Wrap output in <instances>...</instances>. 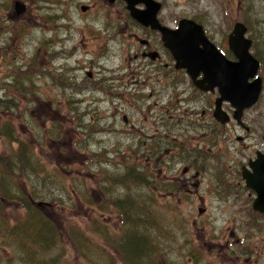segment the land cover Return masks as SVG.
<instances>
[{"label":"rangeland","instance_id":"rangeland-1","mask_svg":"<svg viewBox=\"0 0 264 264\" xmlns=\"http://www.w3.org/2000/svg\"><path fill=\"white\" fill-rule=\"evenodd\" d=\"M12 1L0 0V22L6 25L2 34L13 37L10 51L0 55V84L20 82L32 93L18 92L13 82L10 93L0 89L1 98L9 101L0 103V127L4 128L0 130V159L13 154L20 142L32 144L46 165L45 173L56 172L61 177L58 183L46 180L53 183L51 191L59 198L56 203L51 202L52 196L46 198L47 204L36 215L51 222L57 232L62 229L63 248L57 244L53 249L58 253L52 255V264H123L113 251V238L123 236L129 225L120 223L113 201L126 196H131L133 203H144L149 218L156 219L157 225L147 221L146 231L160 250L157 264H264V230L251 228L258 213L252 209L250 196L243 192L223 202L226 196L218 195L221 184L235 179L227 161L219 169L221 152L237 147L235 135L243 132L235 127L229 140L222 138V128L211 120L216 93L197 95L186 73L163 68L165 75L161 72L150 78L147 74L148 79L131 83L136 64L132 56L121 52L119 24L95 20L96 9L84 13L80 5L91 4V0H35L42 8L31 9V15L21 16L22 20L9 17ZM163 1L165 8L160 12L170 24L198 15L208 27L220 30L221 37L228 32V21L240 18L242 10L256 37L255 49L264 59V0ZM111 19L117 21L119 16ZM13 28L16 33L11 32ZM105 28L108 31L104 32ZM127 41L129 46L137 44L131 37ZM102 47L108 52L104 50L98 57L96 50ZM258 74L264 80V69ZM173 78L177 83H172ZM137 92L142 95L138 104L144 108L134 111L126 126L122 119L128 118L122 107L124 96L138 97ZM134 102L132 99L131 104ZM191 102H195L194 107L189 106ZM158 109L160 151L165 157L155 166L154 160H141L150 168L145 173L152 172L147 185L153 194H149V188L135 185L136 179L129 183L121 176L127 166H136L126 154V147L134 141L128 135H135L138 125L145 137L157 133L152 114ZM204 110L206 121L200 119ZM244 111L243 119L250 121L259 147H264V90L258 102ZM171 135L172 161L167 157ZM190 163V173L180 176ZM179 179L183 184V180L189 182L187 187L175 183ZM8 181L5 188L12 193L16 191L14 183L25 190L23 181L16 182L13 176ZM160 182L165 184L156 186ZM1 190L0 186V264H34L19 258L14 238L7 235V228L22 216L20 201L4 199ZM235 198L237 202H233ZM259 221L264 224V217ZM92 225L94 229L88 233ZM69 230L79 232L89 242L90 263L81 254L67 257L74 249L66 236ZM228 243H232L230 250H226ZM64 248L66 255L62 254Z\"/></svg>","mask_w":264,"mask_h":264},{"label":"flooded vegetation","instance_id":"flooded-vegetation-1","mask_svg":"<svg viewBox=\"0 0 264 264\" xmlns=\"http://www.w3.org/2000/svg\"><path fill=\"white\" fill-rule=\"evenodd\" d=\"M17 2H20L23 6V12L20 14H17L14 9V5ZM25 1V2H24ZM30 1L31 3L27 4L26 2ZM91 4H81L79 8L85 7L84 13L89 12L90 10L96 9L97 14L95 15V20L100 19L102 21L108 22L110 25L117 23L119 24L118 27H120V30H117V33H121L120 38H117L121 44V52H124L127 54L129 57L132 56L133 59L135 60L136 66L133 67L134 71L131 72V83H136L139 82L140 79H143L144 77H147V74L151 77L153 75L158 76L161 72L163 75H165L164 71H161L162 68L164 70H167L168 72H182L186 73L185 69L181 68H176L175 67V62H174V56L170 52L168 48L165 47L164 42L162 41L161 37L162 34L158 29L152 28L150 25H145L144 23L138 21L136 18L131 13V9L134 11L142 12V14L146 13L149 11L152 7L151 4H146L144 0H91ZM191 2L195 0H189ZM227 0H225L226 2ZM35 0H13L12 1V6H11V11L9 12V17H13L16 20H19L22 18L21 16H26L28 13L31 15V9L33 8H42V6H39L38 4L34 3ZM130 2H134V4L131 5L130 7ZM153 2H157L158 5V12L156 13V19L158 23L161 26L166 27L169 30H177L179 27V21L175 24L172 25L170 24V21H166L168 19L164 18L161 15L160 10H163V7L165 8V5H163L164 1L163 0H151L150 3L153 4ZM227 4V3H226ZM225 8V7H223ZM144 12V13H143ZM241 16L240 18H235V20H229V28L228 32L224 34L221 37V31L220 30H215L211 29L208 27L207 23L204 22L203 20L199 19L198 15H191L187 19L193 20L195 23L199 24L203 30V33L208 40L209 43L214 45V49L218 51L224 58L231 60V61H236L237 57L234 54V52L230 49L229 47V37L232 35L233 27L236 23H241L245 27V39L248 41V47L247 50L248 52L256 59L260 61V66L259 69H264V59L262 58V55L255 49L256 47V37L254 36L251 27L249 26L248 20L246 17H242V10H240ZM119 16V20L117 21H112L111 16L114 15ZM8 17L5 19L7 20ZM110 19V20H107ZM170 19V18H169ZM22 20V19H20ZM94 20V17H93ZM109 25V26H110ZM6 29V25H3L2 22H0V55L6 53L7 51H10L11 46L10 43L13 40V37H4L2 32ZM108 31L107 28L104 29V32ZM12 33H16L15 28L12 29ZM248 33V34H247ZM126 36V37H123ZM107 36H105L106 38ZM131 37L133 41H135L137 44L136 46H129V43L127 39ZM202 47V45H199ZM76 47H73L75 49ZM108 52V49L106 47H102L101 49H97V53L100 54L98 57H101V54L104 53L103 51ZM105 52V53H106ZM154 54V55H153ZM154 56V57H152ZM128 67V66H127ZM126 67V68H127ZM89 75V76H88ZM88 77H91V72L87 73ZM187 76V74H186ZM149 77H147L148 79ZM188 78V76H187ZM198 78H202V72L200 73ZM95 79V78H94ZM262 79V78H261ZM108 81H110V78H107ZM189 80V79H188ZM152 83L154 82L151 80ZM13 81H7L4 85L0 84V89H4L6 92L12 91L11 87L14 89V84L12 83ZM172 83H177L176 80L173 78ZM192 87L195 91V94L204 96L208 93H216L217 89L215 88L214 92H204L201 91L200 89L196 88L193 83L191 82ZM111 87V86H110ZM264 90V81L262 79V90ZM139 92H137L138 94ZM193 97V96H190ZM4 98H9L7 96H4ZM216 98V97H215ZM134 100L135 102L131 104V100ZM142 99V95L138 94V97H132L129 94L125 93L124 96V103L122 104V107L124 109V106L126 109V114L128 115V118L126 116H123V122L126 124H130V118L131 116H134V111H140L144 107L142 106V103H139V100ZM11 101V99H10ZM1 102H9L5 101L1 98L0 96V103ZM195 102H191L189 104L190 107H194ZM132 106H136L138 109H135ZM221 107L224 112H226L229 115V120L226 123H217V126L221 127L223 130L222 133V138L225 140H229L230 137L233 135L235 132V127H238L242 129L243 134L241 135H235V141L238 143V146L233 148V150H228V148H225V151L221 152L222 153V164L219 169L223 167L224 161L228 162V168L235 173V179H232V181L229 184H225L221 186L227 187L225 190L224 187L219 186L218 190V195L222 194L225 195V201L226 202L231 196L232 197H240L243 192H247L248 195L251 198L252 203L258 199V192L251 188L250 186H247L245 176L249 177L250 180H252V184H258L260 182H263L264 180V168L260 172H255L251 164H253L258 157H264V147H259L257 141H256V131H253L251 129V123L250 121L248 122L247 120L243 119V114L245 111L242 113V121L243 124L236 122L235 119L232 118V115L234 113V108L228 101H221ZM152 116L153 121L156 118L157 124H156V131L157 133H153L152 136L145 137L143 128H141L140 125L137 126L138 131L136 132L135 135H128L132 136L133 138V146L128 145L127 150V157L130 161L135 163H141L144 165V170L145 169H150L149 167L146 168L145 163H143L141 160H154L152 162V166L155 165H160L161 163V158L165 157L163 152L160 151V133H159V125H160V110H156L153 112ZM207 114L206 110L202 111L200 114V119L202 121H206L207 119ZM128 119V120H127ZM235 122V123H231ZM135 125V123H132ZM125 127V125H124ZM152 127L154 128L155 125L153 123ZM264 134L261 136V141L263 140L264 142ZM172 138L174 137L169 136V141H168V158L169 160L172 161ZM145 145V146H142ZM132 146V147H131ZM144 147V148H143ZM167 147V149H168ZM167 153V151H165ZM198 158V157H197ZM196 158V159H197ZM221 159V158H220ZM133 163L134 165L137 166V168H140L139 165ZM132 164V165H133ZM136 166H130L136 169ZM129 167V166H127ZM193 167V163H190L189 166L183 168L181 170V175L180 176H185L187 173H190L191 169ZM142 170V169H141ZM148 171V170H145ZM233 174V173H232ZM255 176H258L254 178ZM227 178V177H226ZM184 184L181 179L175 180V183L179 182L180 185H183V187H187L189 182L186 180H183ZM170 184L172 188V178L170 179ZM234 188V189H233ZM190 190H186V192H189ZM233 202H237V198L233 200ZM226 211V210H225ZM258 213V216L255 217L256 220L252 222V229L255 232H262L264 230V224H261L259 219L264 217V212L254 210ZM263 215V216H262ZM261 250H264L262 248Z\"/></svg>","mask_w":264,"mask_h":264},{"label":"trees","instance_id":"trees-1","mask_svg":"<svg viewBox=\"0 0 264 264\" xmlns=\"http://www.w3.org/2000/svg\"><path fill=\"white\" fill-rule=\"evenodd\" d=\"M15 84L18 92L31 95L32 91L29 90V87L21 86L20 82ZM19 87H23L21 91ZM0 130H4V128L0 127ZM210 131L215 132L213 128H210ZM33 148L34 146L32 144L29 145L20 142L13 154L7 153L1 155V194L4 195V199L16 198V200L20 201V206H22L23 210L21 218L16 222H13L11 227L7 228V235L14 238L18 247L19 258L21 260L23 259L28 262H34V264H52V261L54 260L52 255L58 253V251H53V249L57 244L63 248L61 244V238L63 237L61 233L62 229L58 228L57 232V229H54L53 226L50 225L51 222L48 224L47 219H40L36 216L45 205L43 203L41 206H38L36 201L47 202L46 198H51L52 196L51 202L56 203L59 197L53 195L51 191L50 184L53 183H46V180L49 179L57 183L62 180L56 172L47 171L49 175L45 173L44 168L46 165L34 153ZM3 165H6V167L4 168ZM137 165H139L140 168H137V166L136 169L133 167H127L129 169L125 170V172H123L124 175L121 177L128 179L127 181L129 183H134V180L136 179L137 181L135 182V185L149 188L148 193L153 194L152 188L147 185L149 180H152V172L145 173L146 171L143 168L144 165L141 163H137ZM138 170H141L142 172ZM12 176L15 178L16 182L17 180L23 181L22 183L25 185V190L20 189L17 183H14L16 191L13 193L8 187L5 188V185L9 182L8 178H11ZM164 184L165 183L160 182L158 184L156 183V186L162 187ZM44 185H46V187ZM169 188L170 187L167 189ZM79 194L84 195L82 190H80ZM79 194H77L78 198L80 196ZM113 202L114 207L119 210L117 211V209L114 208V211L120 218V223L125 224L127 222L129 225L128 231L125 232L123 236L118 239L113 238L115 241L113 251L115 254L119 255L117 260H120L123 264L159 263L158 257L160 258V250L156 249L152 235L146 231L148 220L151 221V224L153 225H157V223L155 218H149V211L146 206H144V203H133L131 196H126L125 198L117 199ZM1 221H3V219ZM90 224L92 223L90 222ZM2 228H4V226ZM93 229V225L88 227V233L92 232ZM66 236L71 240L74 247V249H71L67 257L71 258L72 255L78 257V255L81 254L90 263V256L92 253L89 252V242L87 239L82 237L79 232L76 233L73 230H69ZM2 244H4L3 240ZM230 253H234V251H231ZM62 254L66 255L65 248L63 249ZM190 255L193 256L192 253Z\"/></svg>","mask_w":264,"mask_h":264},{"label":"water","instance_id":"water-1","mask_svg":"<svg viewBox=\"0 0 264 264\" xmlns=\"http://www.w3.org/2000/svg\"><path fill=\"white\" fill-rule=\"evenodd\" d=\"M140 1V0H139ZM146 4H151L149 11H134L131 13L138 21L152 28L158 29L162 34L164 45L170 50L176 60V67L185 68L193 83L204 90L218 87L220 97L214 102L213 116L216 120L224 122L227 120L226 114L221 110L220 103L227 100L235 107L234 117L238 119L241 110L252 105L260 91V78H253L258 68V61L248 54V41L244 40L245 27L241 23H236L233 27L232 35L229 37V47L237 57L236 61L224 58L216 51L211 43L203 35L199 24L191 19H181L177 30H169L161 26L156 19L158 3H150L151 0H144ZM134 2H130L131 5ZM85 7L82 6L84 10ZM15 12H23V6L16 1ZM202 45L200 47L199 45ZM154 55V54H153ZM154 57V56H152ZM202 72L203 78L196 79ZM255 172H260L264 168V157L251 164ZM258 176H255L256 178ZM246 183L258 192V199L253 202V208L261 212L264 211V180L258 184H252V180L245 176ZM42 202H37L40 205Z\"/></svg>","mask_w":264,"mask_h":264}]
</instances>
